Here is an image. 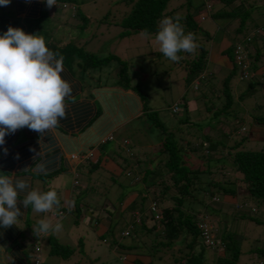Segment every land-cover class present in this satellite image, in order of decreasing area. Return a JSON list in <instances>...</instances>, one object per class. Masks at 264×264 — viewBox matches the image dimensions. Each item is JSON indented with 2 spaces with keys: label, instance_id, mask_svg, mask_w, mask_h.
I'll use <instances>...</instances> for the list:
<instances>
[{
  "label": "trees",
  "instance_id": "obj_1",
  "mask_svg": "<svg viewBox=\"0 0 264 264\" xmlns=\"http://www.w3.org/2000/svg\"><path fill=\"white\" fill-rule=\"evenodd\" d=\"M118 2L122 4L123 10L120 11L119 15L114 16V13L112 14V17H116L113 24L120 28L118 37H126L136 33L144 34L145 31L149 35L155 36L159 30L161 19L166 17L176 18L179 16V22L183 25L185 33L200 31L202 35L206 34L196 24L198 16L204 17V19L208 17L216 22L223 20V22H220L224 23V26L230 25L236 20L237 26L229 32L228 44L223 50L230 62V68L225 75L213 74L206 69L207 50L203 49L201 45L198 46L197 54L192 53L191 55V53L184 52V59L175 62L182 63L179 67H182L185 73L183 78L185 86L189 85L190 90H192L190 83L193 80L198 82L195 89L198 93L196 97L191 95V103L195 104L194 101L196 100L209 103L204 107L207 114V124L203 127L204 129L202 128V136L198 140V136L194 135L192 131H189L191 133H188L187 136L181 135L185 130L179 128V126L191 124L186 116V107L183 102H181V106L179 105L181 112L169 113V120L171 123H175L173 127H176L174 129L177 131L176 136L171 133L169 135L163 133L159 113L147 107V99L144 97L145 92L140 90L136 83H130L126 61L120 60L112 54L96 56L91 52L84 51L82 47L87 41L76 40V36L66 40L62 35L54 37L53 33H44L46 46L63 56L64 70L61 76L72 87V95L65 101L66 118L61 119L58 127L54 129L62 137L71 132L74 133L73 137H76L84 135L93 128L87 136L89 145L93 148L89 147L87 150L79 151L76 154L80 158V166L83 164L88 174L102 172L116 177L120 175L130 176L131 179L129 180L133 183H139L140 190H142L138 194L133 193V196H135L128 204L131 208L128 210L131 212L130 214L133 216L134 213L137 214L138 223L135 224L129 217L125 218L123 216L125 219H123L124 229L119 231L117 241L112 237L108 244L110 246L111 243L117 245L121 254H130L135 246L122 245L118 240L121 237H129L131 233H135V241L150 242L149 246L141 251L145 255L134 252L136 255H153L154 248L158 247L163 249V252L167 251V253L174 256L173 245L180 244L187 250V253H183L180 258L177 257L175 264H202V252L208 247L203 243L201 226L209 224L213 228L215 227L214 232L217 228L219 229L218 237L219 242L222 244V247L218 249L220 251L219 255L216 254L213 264H239L241 241L244 242L245 238L241 233H224L225 223L215 217L220 212V206L212 201H214V198L222 196L232 197L235 200L237 193H240L239 206L231 210V219L244 220L255 226H262V233L255 240L249 242V244H255V247H249L245 250L248 255L254 254L261 260L258 264H264V149H243L241 146L243 138L233 142L230 147L226 146L224 141L232 134L231 132L236 131V126L233 127L234 123L243 125L248 122L254 123L256 126L264 125V109L262 106L259 103H253L252 108L245 106L247 102L253 101L257 96L264 98L261 93L262 84L264 86V23L260 25L258 30L252 29L249 31L247 28L253 23V20L250 19L253 6L249 0H199L194 5H190V2L186 0L180 5L182 8L180 15L173 13L175 12L173 10L164 13L167 0H118ZM43 3L45 2L40 3L35 0L32 3H26L25 0H16L15 7L18 13H25L24 20L21 21L15 18L14 13H11L9 17H11V20L14 18L16 21H20L21 28L31 32L37 26L39 20L44 22L50 19L46 15L48 11H46ZM60 5H64L65 8L70 6L73 9L74 13L71 20L78 21L79 23L76 26L82 29L87 22V17L80 9V1L57 0V6H53L54 9L52 10L57 11L54 14L55 16L62 10ZM189 9H193L194 12L191 14ZM108 13L106 12L103 18H106ZM6 14L4 8L0 6V21L5 20V24H10L9 17L7 18ZM34 22L36 23L35 26L33 25ZM55 25L59 24L55 23ZM252 26L258 28L254 24ZM236 45H240L246 52L244 71L247 73V77L245 80H239L238 76L241 74V70L237 72L238 69L233 63ZM178 55L181 56V52ZM110 62L116 65L112 69V71L116 70V73L114 80L111 81L106 79L112 74V72L110 73L112 67L109 64ZM233 78L237 82L244 81V87L238 89L236 85H233L231 81ZM217 79L219 80L216 81ZM126 91H130L133 95L128 96L124 93ZM204 92L208 93L209 96H206ZM95 96L97 100L94 99ZM183 98L182 96L181 99L183 100ZM186 100L184 99V101ZM238 104H242L243 107L238 108ZM138 110L143 113V119L149 124V127L155 126L159 130L157 134H160L155 140H151L152 144L155 143L157 150L152 152L146 160H141L137 156L139 154L134 150L131 143L130 146L133 149L130 146H125V149H122L123 139L117 135L115 136L114 133L107 134L114 125L125 121ZM138 119L137 123H140L141 118L138 117ZM220 126L224 128L219 129ZM241 128L243 129V127ZM216 129L220 132L217 139L209 134ZM27 130L29 129L27 128ZM54 135L50 131H46L42 135L35 132V138L43 140L41 147L42 145L52 147L56 143V136ZM5 140H9V135L5 137ZM113 142H115L116 147L107 151L106 146L112 145ZM63 143L68 150L75 149L71 142L63 140ZM37 148L34 143L24 145L17 150L19 160ZM92 149L97 150L99 155L95 159H92V155L83 159L82 156L87 155ZM51 150L53 152L46 154L43 158L44 161L54 162L55 158L59 157L58 149L52 148ZM119 150H122L123 153H120ZM144 155H146L145 153L142 156L146 157ZM193 155L203 164L202 168H189L183 164L182 159ZM115 157L118 160H115ZM106 159L111 162L109 167H112L113 170L108 171L106 169L108 167L105 164ZM211 169L219 170L218 180L211 177ZM62 170L63 168L60 166L50 172L39 173L35 178L41 183H48ZM26 174L31 175L29 171ZM233 175L237 178L236 182L233 181ZM111 177L107 178L110 181L109 185L114 182ZM94 178L103 179L104 176L96 174ZM94 178L87 185L89 187H87V190L74 186L77 191L72 194L71 202L74 206L73 212L77 217L81 213V209L92 212L91 208L96 205L90 202L93 199L89 198L90 201H87L83 198L84 192L94 191V183H91ZM104 181L105 179L102 180V182ZM236 183H238L239 189H236ZM109 185L107 186L109 187ZM100 191L99 189L98 193ZM147 197H149V204L146 210V207L144 208L142 205ZM210 202H212V205H210ZM150 203L154 204V210L150 209ZM105 204L104 202L102 206ZM216 205L218 207H215ZM18 206L20 207V205ZM30 206L25 213L29 212ZM127 207H119L117 218L123 215ZM58 209L61 212L65 211L62 207ZM104 212L105 217L101 211H99L98 216L107 220V233L110 231L111 222H109V219L112 217L113 210L112 208L110 210L104 209ZM89 215L91 216H86L85 221L87 223L95 222L93 215ZM154 215L157 217L156 219H154ZM211 216L216 218L218 225L217 223H215L216 225L211 223ZM126 229L128 230L127 235L121 236L120 232ZM32 236L30 245L35 240L40 239L36 233ZM50 238L51 236L46 237L49 248L48 254L66 259L70 254L68 247H62L53 238ZM195 245L198 250L194 249ZM180 251V248L176 250V252ZM18 264H27L26 258H23ZM146 264H149V262Z\"/></svg>",
  "mask_w": 264,
  "mask_h": 264
},
{
  "label": "rangeland",
  "instance_id": "obj_2",
  "mask_svg": "<svg viewBox=\"0 0 264 264\" xmlns=\"http://www.w3.org/2000/svg\"><path fill=\"white\" fill-rule=\"evenodd\" d=\"M80 1V9L82 13L87 17V22L83 26L82 29H79L76 24L79 22L76 20H71L73 9L70 8V6H66V8H62L60 13H57L56 16L54 15L57 11H52L54 8L49 9L46 7V3H43V6L46 8L47 17L50 19L46 21H38L37 26L34 22L33 25L35 28L33 31H26L20 26V21H16V19L9 17L11 15L12 10L9 6H2L4 8V11H6V17H9L10 24H5V20L0 21V35H2L4 32L7 31L9 26H12L14 28H20L22 29L26 34H39L44 37V33L48 34V32L51 34L53 33L54 37H60L63 36L64 39L68 40L70 38H74L73 36H76V40L81 41H87L84 46L82 47L84 51L91 52L96 56H103L106 54H112L116 57H118L120 60L126 61L128 65V75L130 77V83L134 84L136 83L137 86L141 88H145V98L147 99V107L153 108L152 106L157 107L162 101L164 102L165 106H169L172 102L179 100L182 96L184 97L183 100L181 99V102L185 104L186 107V116L188 117V120L191 122V124H184V125H176L179 126V128H182L183 133L181 135H186L192 131L194 135L198 136V139H201L202 136L201 130H203L204 126L207 124V114L204 110V107H206L209 103L207 102H201V100L194 101L195 104L191 103V95H194L196 97L198 91L190 90V86L184 85L183 78H184V70L180 64L182 63H175L167 59L163 56V54L160 52V46L155 40L154 35H148L145 36L142 33H136V34H130L126 37H118V33L120 32V28L113 24L114 21H116V17H112L113 13L115 15H119L120 11L123 10V6L121 3L118 2V0H78ZM186 0H167L166 6L164 10V13L166 11H175L173 13H176V15H180L182 8L180 5ZM189 1L190 5H194L199 0H187ZM251 1V4L253 8L250 12V19L253 20V23L247 28L249 31L252 29L258 30L260 28V25L264 23V0H249ZM179 6V7H178ZM52 11V12H50ZM191 14L194 12L193 9H189ZM106 12H109L106 16V18H103ZM75 18V17H74ZM169 18V17H166ZM200 16L197 17L196 24L199 25L202 32H206L205 35H202L200 31H196V42L201 45V47L205 50L210 45L217 44L219 41L225 43V45L228 44L229 39V32L234 29L237 25V21L235 20L232 22L229 26L223 25V20L211 21L208 17L200 21L198 20ZM163 20V19H161ZM221 21V22H220ZM12 22V23H11ZM161 22V21H160ZM55 23H58L59 25H55ZM65 23V24H64ZM258 26L254 27L252 25ZM7 25V26H6ZM32 25V26H33ZM223 25V26H222ZM23 26V25H22ZM33 26V27H34ZM225 36V37H224ZM45 38V37H44ZM198 53V48L193 54ZM264 54V53H263ZM192 55V53H191ZM181 57L184 59L185 55L184 52H181ZM180 62V61H179ZM112 65L110 73L111 75L108 76V80H114V76L116 73V70L112 69L116 67V65L112 62L109 63ZM209 69V68H208ZM222 76L225 75L226 69H219L216 71V74H219ZM103 79V77H101ZM217 79L216 81H218ZM232 84L236 85L238 89H241L244 87L245 82L239 81L237 82L235 78H233ZM264 82V81H263ZM146 86L149 87L151 93L148 91ZM150 86L155 87L156 93H152L154 90ZM200 89V88H199ZM161 92V93H159ZM195 92V93H194ZM261 93L262 96H264V86L262 84L261 87ZM160 94V95H158ZM206 96H209L208 93L204 92ZM211 95V94H210ZM261 96V95H260ZM184 99L187 101H184ZM189 103H191L190 106ZM253 103H259L262 108L264 109V98L256 97L251 100L250 102H247L245 106H250L252 108ZM154 104V105H152ZM238 108H242V104H238ZM258 112V111H257ZM160 118V116H159ZM179 118V117H177ZM182 118V117H181ZM160 123L163 125V133L165 134H173L176 136L177 131L176 127H173L174 125H171L170 122L163 121L160 118ZM236 126V131L231 132L232 134L229 135L227 138L224 139L226 142V146L230 147L233 142L239 141L241 138L244 140L241 143V146L243 149L246 150H258V149H264V125L263 126H256L254 123H248L245 122L243 125L234 123L233 127ZM241 127H243V130H241ZM203 128V129H202ZM218 128V127H216ZM224 128L223 126H220L219 129ZM144 129V131L142 130ZM146 129L148 131H146ZM158 128L155 126L146 128L142 127H133L132 131H129L131 134V137H135V139L131 140L130 143L133 145L134 150L139 154L138 157L141 158V160H146L149 158L150 154L157 150V147H155V143L152 144L151 140H155L157 137L160 136L158 133ZM203 132V131H202ZM127 134V133H126ZM148 134V135H147ZM210 135L213 137H216L217 139L218 135L220 134L219 130L216 129L214 132H210ZM129 136V135H128ZM120 138V136H118ZM150 137L151 139H149ZM191 138V137H190ZM194 139V138H193ZM183 144V142H182ZM150 147H149V146ZM107 151L111 148L116 147V145L113 143L110 146H106ZM132 149L133 147L130 146ZM207 148V147H206ZM121 149V148H120ZM120 153H123L122 150H119ZM145 153L146 157H143L142 154ZM115 160H118L115 157ZM78 163L79 161L74 160V163ZM182 162L185 166L189 168H202L203 164L199 161L198 158L193 156H187L186 158L182 159ZM72 163V164H74ZM108 166H111V164H108ZM113 170V169H112ZM231 171V170H229ZM211 177L215 180L219 179L217 169H211ZM228 173V172H227ZM104 176L103 179H97L94 178V181L92 180L91 183H94L93 190L94 191H87L84 192L83 198L85 200H89L91 203L99 202V207H102V204L104 203V200H108L109 204H111L113 207H115V210H119V206L122 208L123 206H128L130 203L129 201L134 198L133 193L138 194L140 190V184L139 183H133L129 179H131L130 176L125 177L124 175L120 176H112L111 174H103L101 173H90L89 175H86L85 167L83 164L81 166L76 167V170L73 174H59L52 180L48 182V187H53L54 183L61 182L62 184H66V187H69L72 185L73 180L74 182L79 181L80 184L84 180L88 178V176ZM100 174V175H99ZM232 174V172H230ZM131 175V174H130ZM112 176V177H111ZM108 177H111V179L114 181L112 182V185H109ZM135 178V177H134ZM133 178V179H134ZM97 179V180H95ZM102 182V180H104ZM237 178L233 175V181L236 182ZM132 182V183H130ZM78 183V182H77ZM114 183V184H113ZM130 184V185H129ZM109 185V187L107 186ZM238 183H236V186ZM79 186V185H78ZM84 185H82L83 187ZM89 188V187H88ZM87 189V185L85 187ZM96 189V190H95ZM101 190L98 193V190ZM236 189H239V186L236 187ZM207 190V188H206ZM41 191V189H40ZM49 191V190H47ZM86 191V190H85ZM46 192V191H44ZM58 197L61 193V191H57ZM75 193V192H74ZM94 193V194H93ZM60 198V197H59ZM240 193H237L236 196V202L234 198L232 197H218L214 198L212 202H216L220 206V212H218L217 220H222L225 223L224 227V233L227 232H235V233H241L245 240L244 242L241 241V255L239 258V264H258L259 258L256 257V255L251 254L248 255L246 252V248H254L255 244H249L250 241L255 240L261 233H262V226H255L254 224H251L244 220H232L231 214L232 209L234 207H238L240 203ZM60 206L54 207L51 212L54 213L53 220H51V223L55 225L56 223H61L63 225V228L61 231L51 234L50 239H54L57 244L61 245L62 247L66 246L70 250V254L66 257V259L49 255L48 253H45L44 249L45 244H41L40 242V252L41 254V262L43 264H91L90 261L93 259L95 260L92 264H122V262L119 260L118 255L121 254V251L119 250L118 246L111 243L110 245L103 244L99 239H94L92 232L84 228L81 224L72 225L71 223V217L69 214L62 212L60 216H58L55 212L58 208L61 206L63 207V200L60 199ZM212 202H210V205H212ZM168 203V202H167ZM149 204V197L143 202V207H146V210L148 208ZM216 205L215 207H218ZM94 207V206H93ZM96 208V206H95ZM123 212V215L118 217L116 216V213L109 219V222H111L110 231L103 234V237L107 243H109L110 238H115L117 241V237H119V231L121 229H124V221L123 216L125 218L129 217L130 220L133 222L136 221V213H134V216L130 214L128 210L131 209L130 206H128ZM135 209V208H134ZM31 214L35 216L34 222L39 221L40 219H44L46 217L45 213H37L31 210ZM102 216V215H101ZM230 219H228L227 218ZM50 218L51 216L48 215ZM100 217V216H99ZM211 216L210 221L213 225H216L217 223L216 218ZM125 220V219H124ZM128 220V219H127ZM209 225V224H208ZM218 225V223H217ZM211 226V225H209ZM137 227V226H136ZM138 228V227H137ZM212 228V226H211ZM215 229V227H214ZM141 232V230H140ZM219 229L217 228L215 232L212 231L216 235L217 238L219 234ZM124 234V233H123ZM112 235V236H110ZM150 237V236H149ZM136 234L131 233V236L129 237H121L118 241L121 242V244L126 245H132L135 246L133 248L134 252H138L141 254V251H143L145 248L149 246L148 242H138L135 241ZM146 238V237H145ZM147 239V238H146ZM262 239V238H261ZM150 240V239H148ZM80 242V243H78ZM108 246H110V249L116 250H109ZM107 247V248H106ZM112 247V248H111ZM180 248V252H176V250ZM155 252L154 254H150L148 256L150 263L149 264H175V260L180 257H182L183 253H187V250L183 248L180 244H174L173 245V252L174 256L170 253L163 252V249L161 248H154ZM195 250H198V247L194 246ZM218 248L212 247L203 250L202 252V258L203 263L202 264H213V261L216 257V254L219 255ZM157 254V255H156ZM122 255V254H121ZM145 255V254H144ZM146 256V257H147ZM85 257H88L90 261L86 260ZM65 260V261H63ZM138 263V261H137Z\"/></svg>",
  "mask_w": 264,
  "mask_h": 264
},
{
  "label": "clouds",
  "instance_id": "obj_3",
  "mask_svg": "<svg viewBox=\"0 0 264 264\" xmlns=\"http://www.w3.org/2000/svg\"><path fill=\"white\" fill-rule=\"evenodd\" d=\"M36 1L45 2L49 9L57 6V0ZM25 2L30 3L31 0H25ZM10 3L11 0H0V6H9ZM60 6L65 8L64 5ZM198 20L200 22L205 19L200 16ZM179 21V16L163 19L155 35L160 52L172 62H179L183 58L178 53H194L198 48L195 33H185ZM144 35L148 36L149 33L145 31ZM236 68L237 72L241 70L240 67L236 66ZM63 70V56L50 50L42 35L26 34L22 29L12 26L0 35V146L6 144V136L14 135L18 130L28 128L42 135L58 127L59 121L66 118L65 101L71 97L72 87L62 78ZM239 76V80L246 79L242 78L241 74ZM190 85L194 91L198 86L197 80H193ZM179 105L181 106V103H172L169 106V113L181 112ZM173 106H176L175 112L171 111ZM121 145L123 146L121 148L125 149V146H130V140L123 139ZM3 153L7 155L8 149L4 148ZM90 155L89 152L82 157L86 159ZM16 158L19 159V154ZM69 158L80 162L77 155H70ZM35 171L40 173L44 171V168L39 165L36 166ZM72 186H78V183L72 182ZM27 188L29 184L26 180L15 179L14 175L9 174L0 175V227L9 228L24 215L25 212L18 204L22 205L25 211L31 205L32 210L37 213L51 212L54 207L60 206L58 193L55 190L46 192L31 190L22 201H19L20 192ZM152 204L150 203V209L154 210L155 206ZM105 208L109 209V206ZM59 210H56L58 216L62 213ZM63 212L69 214L72 209L67 208ZM92 217L95 218L94 215ZM134 223H138L137 216ZM205 227L209 238L207 242L203 241L204 245L210 248L218 247V249L222 247L219 238L212 233L214 228L208 224ZM62 228L61 223L53 225L50 220L44 218L38 221L35 232L38 235H51L61 231ZM127 233L126 229L120 232V235L126 236ZM39 248L40 239L33 244L32 264L40 263Z\"/></svg>",
  "mask_w": 264,
  "mask_h": 264
},
{
  "label": "crops",
  "instance_id": "obj_4",
  "mask_svg": "<svg viewBox=\"0 0 264 264\" xmlns=\"http://www.w3.org/2000/svg\"><path fill=\"white\" fill-rule=\"evenodd\" d=\"M34 1L35 0H31L30 3L34 2ZM15 2H16V0H11L9 7L12 10V12L15 14V18L20 19L22 21V20H24L25 13L24 12L18 13V11L15 7ZM22 25H23V23H22ZM226 46L227 45H225V43L223 44V42L219 41L217 44L210 45L208 48H206L207 49V52H206V63H207L206 69L208 71H210L211 73L216 74V71L219 69H226V71H227L230 68V62H229L228 58L226 57V55L223 53V50L226 48ZM150 87L154 89V90H152L153 91L152 93L153 94L156 93V91H155L156 86L155 87L150 86ZM146 88L151 93L149 87L146 86ZM140 90H142L143 92H146L144 87L141 88ZM124 93L127 94L128 96L133 95L132 93H130V91H126ZM159 93H161V92H159ZM158 95H160V94H158ZM128 96H126V97H128ZM94 99L97 100V97L95 96ZM175 102L181 103V98L177 101L172 102V103H175ZM163 103L164 102L162 101L157 107L152 106L153 108H150V110L158 112L161 120L171 123V121L169 120L170 116H169L168 110H169V106L172 103L167 107ZM190 104L191 103H189V105ZM152 105H154V104H152ZM190 106H192V105H190ZM138 117L141 118L140 123H137V121H139ZM147 124L148 123L145 122V120L143 119V113L141 112V110H138L134 114L130 115V117H128L125 121L118 123L117 125H114L110 129V132H108L107 134L110 135V134L114 133L115 136L116 135L120 136L121 139H128V140L133 139L134 140L135 137L133 136V138H132L129 131H132L133 127H142V128L145 127L146 128L147 126H149V124L148 125ZM171 125H174L173 122L171 123ZM92 129L93 128H91L84 135H78L76 137H73L74 133H72V132L68 133L67 136L62 137V136H60V134H58V132L55 129H51L49 131L53 132V134H55L54 136H56V143H54V144L52 143L53 144L52 147H47V145H42V147H41L43 140L35 138V132H32L31 130H27V128L18 130L14 135H9V140L6 141V144L4 146H0V175H2V174L14 175L15 179L26 180L28 182L29 188L25 189L23 192H20V194L18 196L19 201H21V199L24 196H26L27 192L31 191V190H39L40 191V189H41L42 192L47 191V190H55L56 192L61 191V193L59 195L60 199L63 200V207L62 206L61 207L64 209H66V208L72 209V212L69 214V216L71 217L72 225L81 224L84 228H87L92 232L93 238L95 240L99 239L104 245L105 244L109 245L103 237V234L106 233L108 222H107V220H105V218H100L98 216V213H99V211H101L105 217L104 209L106 210L107 208H105V207L107 205H109V209H111V207L113 208L112 216L114 215V213H116V216H118V211H119L118 209L115 210V207L110 206L111 204H107V203H109L108 200H104V202L106 204L103 205L99 209L98 208L99 202L95 201L94 203L96 204L95 206L97 208H95V206L93 205L94 207L91 208L92 212L87 211L86 209H81V213L77 217L75 215V213L73 212L74 206L71 202L72 194L77 191L76 187H73L72 185L69 187H66V184L64 186V184H62L61 182H57V183H54L53 187L50 188L47 186L48 183H43V182L41 183L39 180H37L35 178L36 175L39 174L35 171V168H36V166H39V165H42L44 168V171L40 172V173H47V172H50L51 170L56 169V168L61 166L63 168V170L60 174H70V175L73 174L76 170V167L80 166V164H79V162L74 163V160H71L69 158V156L70 155H76L79 151L87 150L89 147H91L89 145L87 136H88V133L92 131ZM79 130H76V131H79ZM142 130L144 131V129H142ZM57 138H59V140H57ZM62 139L66 142H71L74 145L75 149L74 150H68L67 148H65V145H64ZM33 143L38 147L35 151H31L29 154L23 156L21 158V160H19L15 157L17 155L18 149H21L24 145H29V144H33ZM113 143H115V142H113ZM4 148L8 149L7 155H4V153H3ZM52 148L58 149V151L60 153L59 157H56L54 162H50V161L47 162V160L44 161L45 159H43V158L45 157V155L53 152V150H51ZM91 148H93V147H91ZM90 153L92 155V159H95L99 155V152L97 150H94V149L90 150ZM11 162H12V164H11ZM72 163H74V164H72ZM105 164L108 166V164H111V162H108V160H107L105 162ZM106 169L108 171H111L113 168L108 166ZM24 171H27V172L29 171L31 173V175L26 174L27 172L24 173ZM85 172H86V170H85ZM86 175H89V174L86 172ZM93 178H94V176H90V177L88 176L87 180H84L82 182V184H80L79 181L77 180L78 185H80L79 187L78 186L77 187L80 189H85L86 185L90 184V180ZM54 180H55V177H54ZM55 181H57V180H55ZM74 181L75 180H73V182ZM82 185H84V186L82 187ZM18 205H20V204H18ZM20 207H21L22 211L25 212L22 205H20ZM31 210H32V207L29 209L28 213H24V215L18 219V221L15 225H13L9 228L0 227V264H18L19 261L23 260V258H26L27 264H32V259L34 257V255H33V252H34L33 251V244L36 240L32 243V245H30V243H31V239L33 238L32 235L34 233H36L35 229L38 226V221L34 222L36 220H35V216L33 214H31ZM26 212H27V210H26ZM45 214H46L45 218H47L50 221L53 220V216H54L53 212H47ZM89 214H92L95 216V220H94L95 222H93V223L88 222L87 223L85 221L86 216H91ZM48 215L51 217L49 218ZM96 215H97V217H96ZM38 236L40 237L41 244H43V242L45 244V247H46L44 249L45 253H48L49 248H48V245L46 243V237H48L50 235L39 234ZM78 243H80V242H78ZM108 247H109L108 248L109 250H113V249H110V246H108ZM116 250H113V251H116ZM41 254H40V263L39 264H43L41 262ZM118 257H119V260L122 262V264H146L147 262L150 263V261L148 260V257L142 256V255H136L133 250L130 252V254H125V255L120 254V255H118ZM85 259L90 261V259L88 257H85ZM136 260L138 261V263L135 262ZM63 261H65V260H63ZM94 261L95 260L93 259L92 261H90V263L92 264V263H94Z\"/></svg>",
  "mask_w": 264,
  "mask_h": 264
},
{
  "label": "built area",
  "instance_id": "obj_5",
  "mask_svg": "<svg viewBox=\"0 0 264 264\" xmlns=\"http://www.w3.org/2000/svg\"><path fill=\"white\" fill-rule=\"evenodd\" d=\"M233 63L237 66L240 67L241 69V77L242 78H246L247 77V73L244 71L245 67H246V52L241 48L240 45H236L235 48V53L233 56ZM172 112L176 111V106H173L171 109ZM153 206V204H152ZM157 217L154 215V219H156ZM201 230H202V236L203 239L207 242L208 240V234H207V229L205 227V225L201 226ZM126 234V233H124Z\"/></svg>",
  "mask_w": 264,
  "mask_h": 264
}]
</instances>
